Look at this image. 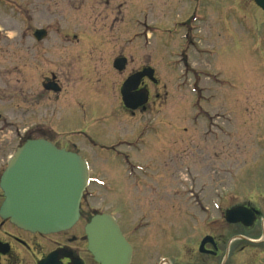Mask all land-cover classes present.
Segmentation results:
<instances>
[{
  "label": "rangeland",
  "instance_id": "rangeland-1",
  "mask_svg": "<svg viewBox=\"0 0 264 264\" xmlns=\"http://www.w3.org/2000/svg\"><path fill=\"white\" fill-rule=\"evenodd\" d=\"M38 29L48 33L39 43L32 37ZM118 57L127 59L122 73L112 67ZM146 67L155 72L159 98L130 123L122 115L120 89L129 73ZM53 74L59 93L44 91ZM103 115L113 117L112 125L99 123ZM164 116L171 137L145 146L141 160L155 166L139 195L132 193V179L123 181L121 166L107 170L100 151L84 147L90 182L83 212L120 203L116 192L104 196L105 188L126 190L123 203L171 208L169 223L180 237L194 227L190 207L198 201L210 208L203 218L217 211L221 220L219 264H264V13L252 0L0 3V127L7 128L0 139L20 142L21 128L37 121L59 126L62 138L76 129L118 127L131 139L132 126ZM152 188L161 193L154 204L146 197ZM236 205L259 212L246 232L222 220ZM84 225L81 220L78 236ZM182 243L178 263L190 257Z\"/></svg>",
  "mask_w": 264,
  "mask_h": 264
},
{
  "label": "flooded vegetation",
  "instance_id": "flooded-vegetation-1",
  "mask_svg": "<svg viewBox=\"0 0 264 264\" xmlns=\"http://www.w3.org/2000/svg\"><path fill=\"white\" fill-rule=\"evenodd\" d=\"M3 1L6 0H0V3ZM184 63L186 62L184 61ZM136 72L129 73L128 75L130 76ZM46 80V83L43 85L44 89H46L44 91L51 92L48 91L50 89L52 91L58 89L55 93L61 91L59 80L54 74L51 76V79L46 77ZM155 85L156 83L147 78L142 79L138 90L145 89L148 92V100L144 108H137L132 111L125 109L122 105V115L130 123L137 120L141 114L148 113V107L153 98H159L153 91ZM98 119H101V121L99 120L100 124L107 123L106 125H112V122H114L112 116L103 115ZM166 120L167 118L164 116L162 120L147 119L143 120L144 124L142 125L137 123L135 126H132L130 134L133 137L131 139L127 138L130 135L124 136L123 129L119 128L118 130V127H110L100 133L76 129V131L67 132L68 135L66 137L68 138H62L59 137V126L54 124L50 128H46L43 126L42 121H37L34 126L28 128L26 125L21 128L20 132L23 139L20 142L12 144L0 139V179L11 155L18 147L28 139H43L58 149L77 153L82 157L83 155L80 152L86 146L93 150H99L100 160L105 163L103 164L105 168L107 167V170L114 169V172H117L116 168L121 166L123 172L126 173V175L123 174V181L132 179L131 187L135 189L132 193L139 195L140 191L138 188L140 183L145 182L152 176L155 166L152 161L141 160V155L145 153V146L146 149L150 147L152 144L151 140L155 142V139H163L167 142L170 139L171 134L170 130H168L169 125H165L167 123ZM161 123L163 127H161ZM4 125L0 127V133H2V130H7ZM115 130H118L119 134ZM166 145L168 143H164V146ZM157 148L160 150L158 146ZM152 149H156V147H152ZM164 151L163 153L165 154L167 151L166 149ZM159 154H161L160 151ZM139 161L143 163H139ZM126 170L127 172H125ZM104 192V196L112 195L113 192H116L114 193L116 199L119 200V197L121 198L120 203L117 202L115 206H102V210L100 211V214L113 218L119 228L122 241L119 250V264H219L218 258L223 241L216 230L220 222L217 211L215 212L217 217L213 218V216H209L203 218V215L210 208L203 207L202 205L199 206L198 201H196L195 207H190L193 209L191 213H195L194 216H197L193 221L194 227L191 226L190 232L188 230L187 233L179 237L176 228L172 227L169 223L172 218L169 211L171 208L168 207L167 209V207H163L162 205H129V201L128 203H123L122 199H125L123 197L126 196L121 195V193H127L126 190L121 191L116 188L109 192L105 188ZM146 195L154 204L161 193L152 188L146 191ZM191 196L194 197V195ZM3 201L4 193L0 187V210ZM234 207H237V205L231 208ZM211 208L216 210L214 206H211ZM231 208L228 207L224 211V214ZM184 212L187 213V211ZM94 214L95 211L89 213V219ZM198 214L202 216V219L198 217ZM81 219L86 225L88 221L85 218ZM78 223L66 232L43 235L14 225L0 212V264H98L88 250V241L84 228L82 229L83 235L78 236L76 234L79 230L77 228ZM237 226L244 232L252 227L245 228L241 224ZM106 241L107 239L104 237L102 250L104 264H108V256L111 257L112 262H115L112 259L115 258V255H112V253L109 255ZM181 243L189 252L190 257L186 261L178 263L177 255L181 252L179 248V244ZM116 262L114 264H118L117 260Z\"/></svg>",
  "mask_w": 264,
  "mask_h": 264
},
{
  "label": "water",
  "instance_id": "water-1",
  "mask_svg": "<svg viewBox=\"0 0 264 264\" xmlns=\"http://www.w3.org/2000/svg\"><path fill=\"white\" fill-rule=\"evenodd\" d=\"M255 1L264 11V0ZM45 36L43 30L34 33L37 41ZM124 62L123 59L116 60L113 67L121 71ZM143 77L153 79V70L144 69L124 82L121 96L126 108L135 109L145 104L147 92H135ZM88 182V167L81 157L43 140H29L14 153L1 178L5 196L1 213L28 231L51 234L68 230L79 219V205ZM225 219L229 223L241 222L250 226L254 214L236 208L228 211ZM85 233L88 249L97 263L104 264L102 250L106 237L109 255H115L112 259L119 264L122 241L114 222L95 216L86 226ZM115 262L108 256V264Z\"/></svg>",
  "mask_w": 264,
  "mask_h": 264
}]
</instances>
